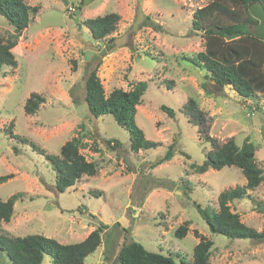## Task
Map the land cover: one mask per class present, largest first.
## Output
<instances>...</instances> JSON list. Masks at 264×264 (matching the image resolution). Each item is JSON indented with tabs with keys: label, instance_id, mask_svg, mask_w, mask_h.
I'll use <instances>...</instances> for the list:
<instances>
[{
	"label": "rangeland",
	"instance_id": "rangeland-1",
	"mask_svg": "<svg viewBox=\"0 0 264 264\" xmlns=\"http://www.w3.org/2000/svg\"><path fill=\"white\" fill-rule=\"evenodd\" d=\"M80 1L26 0L38 11L20 32L0 14V36L18 39L23 49L16 67L0 72V176L12 174L0 180V198L22 194L11 220L1 222L0 234L38 233L73 243L103 222L109 226L104 240L86 264H111L125 238L151 251H179L191 260L198 231L214 241L210 264H264V240L213 233L195 206L219 209L222 191L247 183L237 166L193 172L191 164L203 163L211 149L206 133L220 144L231 137L238 144L250 139L264 171V96L244 99L231 86L216 85L191 60L204 50L203 38L192 30V14L210 0H91L78 17ZM109 12L120 15L116 30L105 40L94 39L83 21ZM94 68L106 93L147 81L136 122L146 138L159 143L156 148L133 151L128 130L111 114L95 117L89 111L85 81ZM31 92L45 97L35 114L24 109ZM190 97L204 112L203 124L195 123L186 108ZM79 135L80 151L102 167L60 192L46 154L59 155L62 145ZM110 139L121 146L111 147ZM173 142V158L159 163ZM185 180L189 195L181 187ZM251 195L231 207L243 222L263 231L264 179ZM185 221L189 230L177 238L174 232ZM0 264H14L1 249ZM42 264H52L51 256L45 255Z\"/></svg>",
	"mask_w": 264,
	"mask_h": 264
},
{
	"label": "trees",
	"instance_id": "trees-1",
	"mask_svg": "<svg viewBox=\"0 0 264 264\" xmlns=\"http://www.w3.org/2000/svg\"><path fill=\"white\" fill-rule=\"evenodd\" d=\"M251 2H261L264 6V0H210L192 14V30L203 38L204 50L191 60L204 68L206 77L209 76L216 85L231 86L244 99L264 96V38L255 33L259 20L249 10ZM37 11L38 6H31L26 0H0V14L8 19L16 32L27 28L31 14ZM119 20L117 12H109L86 18L83 23L94 39L105 40L116 30ZM22 53V44L18 39L0 36V72L8 67H16L17 56H22ZM147 88V81L139 80L131 82L129 90L116 87L106 93L98 68L92 69L85 81V99L89 111L95 117L111 114L120 126L128 130L131 149L135 152L159 145L146 138L143 129L136 122L137 107L142 103ZM44 102L42 94L31 92L24 104L25 112L35 114ZM186 108L191 112L195 123L205 122L204 112L193 97H190ZM162 109L171 117L175 115V110L169 106L162 105ZM9 133L13 137L10 130ZM205 135L212 146L206 152L203 163L191 164L193 172L203 174L210 168L237 166L245 175L247 183L222 191L218 196L219 209L203 207L195 202L198 212L213 233L225 235L232 240H264V230L258 231L247 225L231 207V202L236 199L251 198V191L257 189L264 179V171L257 162V145L250 139L238 144L233 137L220 144L216 138L207 133ZM22 140L27 141L24 138ZM108 142L113 148L121 146L116 139ZM30 144L38 147L32 141ZM175 146L176 142L168 146L159 163L173 158ZM81 147L82 137L79 135L63 144L59 155L46 154L56 172L55 187L60 192H65L86 176L98 174L102 167L98 159L87 160L80 151ZM39 151L46 153L44 149ZM183 153L190 158L188 153ZM11 175L0 176V180L4 181ZM188 183L190 182L185 180L181 187L189 195L192 189ZM95 193L98 196L102 194ZM21 196V193H17L7 200L0 198V225L2 221H10L14 216L15 203ZM257 204L262 205L261 202ZM189 225L185 221L176 228L174 235L184 238ZM108 227L101 222L83 240L73 243H64L38 233L25 236L0 234V249L6 252L14 264H42L45 255L51 256L52 264H86V257L100 247ZM195 233L200 240L194 247L191 260H187L179 251H168L166 254L162 248L159 251L148 250L132 238H125L114 259L120 257L117 264H210L214 241L198 231ZM106 260L111 263L113 259L106 254Z\"/></svg>",
	"mask_w": 264,
	"mask_h": 264
},
{
	"label": "water",
	"instance_id": "water-1",
	"mask_svg": "<svg viewBox=\"0 0 264 264\" xmlns=\"http://www.w3.org/2000/svg\"><path fill=\"white\" fill-rule=\"evenodd\" d=\"M91 0H81L78 4L80 8L77 10V16L79 17V12L82 6L87 4ZM249 10L251 14L259 20V22L256 24L255 33L264 38V6L261 2H251L249 4ZM215 82V81H214ZM120 260V257L117 256L111 264H117Z\"/></svg>",
	"mask_w": 264,
	"mask_h": 264
}]
</instances>
